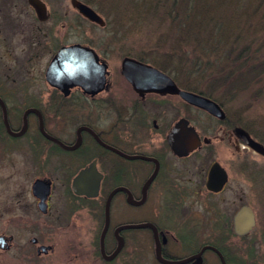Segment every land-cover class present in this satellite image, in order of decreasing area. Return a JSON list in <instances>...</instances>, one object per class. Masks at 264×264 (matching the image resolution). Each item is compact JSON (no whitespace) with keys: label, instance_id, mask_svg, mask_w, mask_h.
I'll return each mask as SVG.
<instances>
[{"label":"flooded vegetation","instance_id":"obj_1","mask_svg":"<svg viewBox=\"0 0 264 264\" xmlns=\"http://www.w3.org/2000/svg\"><path fill=\"white\" fill-rule=\"evenodd\" d=\"M39 1L45 8L44 20L38 19L35 9L28 0H0V21L16 24L28 21L31 23L30 12L33 20L38 23L52 21L48 30L44 27V30L42 28L38 32L23 33L20 37L16 34L0 35V48L9 51L8 54L3 55L5 58L8 57L6 63L1 65L8 71L32 73L37 69L35 61L44 56L43 52L49 53L40 77L44 86L48 88L47 92L41 90L43 86H40L39 80L31 79L29 76L19 81L0 80V117L3 126L1 131L7 137L9 145L15 148L14 141L28 136L32 126L34 140H37V143L26 146H31L32 151L37 150L38 153L43 152L47 147L49 154L46 155V161L53 157L56 164L55 171L58 175L66 176L67 185L64 194L68 196L70 203L65 205L64 210L69 212L71 206L70 213L82 209L93 217H100L99 230L86 243L88 251L85 250V255L76 251L75 261L91 263L98 259L102 264H110L118 257H124L132 244L135 264H211L206 256L207 253L214 257L216 264H222L214 250L206 248L202 251L206 246L216 248L225 264H240L236 256L231 257L225 249L231 246L228 245L231 244L230 240L217 236L216 240L201 241L202 233L197 228L199 225H194L197 229L189 227V209L184 208L183 205L190 195L191 198H196L199 194L194 189L190 192L193 184L188 177L187 160L192 154L208 146L210 139L196 131L201 139V145L189 154L179 156L173 152L167 138L179 120L185 119L191 125L188 117L190 107L209 114L190 105L178 94L136 92L121 73V61L124 58H132L150 65L167 75L179 90L185 89L161 66L133 55L125 54L120 59L119 65L111 68L108 63L109 50L105 51V46L109 45L111 38L105 37V32L77 33L81 26L78 25V20L98 24L82 16L73 7L72 0H65L71 8V14L68 15L65 11L61 16L55 13L50 15L47 9L48 0ZM77 1L90 6L85 0ZM56 4H62V1L58 0ZM67 17H69L68 24L61 23L62 19ZM101 18L104 24L98 26L104 28L105 17L101 16ZM58 23L68 31L57 34L53 28ZM12 39L20 42L13 45ZM71 45L91 49L97 56V64L104 66L103 82L95 92L75 85L65 93L47 83L45 71L51 59L62 47ZM14 53L20 55L15 56ZM3 56L0 58L3 59ZM6 83L10 89L4 91L5 89L2 88H5ZM20 100L27 105L25 107L11 105ZM42 104L54 105L50 115L47 106ZM29 109L33 111L26 113ZM21 110L22 113L19 114ZM109 116L111 119L108 118ZM217 121L224 122V119ZM41 128L51 138L45 136ZM204 138L208 139L207 144L203 141ZM260 144L263 145L261 142ZM242 145L244 149L251 150L245 144ZM40 156L37 154V161ZM46 161L43 160L40 164L44 166ZM209 167L203 177L205 190ZM76 179L79 187L86 190L85 192L77 194L72 190V184ZM36 180L49 181V191L43 200L33 194L32 185ZM226 184L219 192L206 191L212 195L219 194ZM53 186V180L48 177H36L30 186L35 209L44 216L52 211ZM117 188L120 190L116 191L108 202V227L105 232V206L109 195ZM115 212L119 215V222L113 224L111 215ZM128 216L130 218L126 219ZM225 220L229 221V237L236 236L233 232L232 217L230 220L218 218L219 227ZM144 223L152 227L130 228L116 232V229L123 225ZM22 228L20 231L26 232L29 244L26 245L24 242L23 246H19L18 256L24 258L23 253L26 250L30 256L34 255L33 260H38L53 252V246L46 244L43 239L44 223L37 226L24 225ZM0 236L3 237L0 244L3 246L2 251L7 252L14 248L16 243L14 234L1 233ZM131 236L133 240L128 239ZM119 238L122 240L119 251L107 260L106 258L110 257L117 248ZM42 247L48 249L43 251Z\"/></svg>","mask_w":264,"mask_h":264},{"label":"rangeland","instance_id":"obj_2","mask_svg":"<svg viewBox=\"0 0 264 264\" xmlns=\"http://www.w3.org/2000/svg\"><path fill=\"white\" fill-rule=\"evenodd\" d=\"M48 1L49 6L47 9L50 15L55 13L61 16L65 11L68 12V15L71 14V8L65 0H61L62 4H56L58 0ZM85 1L101 16L105 17V27L102 28L98 25L78 20V25L80 24L81 26L78 28L77 33L93 32L96 34L105 32V37L111 38L109 45L105 46V51L109 50L108 63L111 68H114L115 65L118 66L120 59L125 54L148 60V62L153 61L172 74L179 85L185 89L184 91H190L209 98L198 93V89L204 90L205 82L197 81L192 76H188L187 68L180 67L183 62L179 48L177 50L180 56L178 53L175 55L179 59L178 62L176 61L178 65L175 64V60L171 56V54L174 55L172 41L174 44L177 39L179 43L181 40L179 36L181 35L170 29L173 21L163 17L165 13L162 6L155 8L152 18L143 20L141 16L139 18L136 17L137 12L133 10L134 8L132 9L131 3L125 4L122 0H117V2L112 4L108 0ZM134 1L138 2V0ZM263 11L264 6L253 17L250 25L248 22L242 30L246 35L249 34V40H254L253 38H255L254 42L258 47H264ZM154 16L161 20L160 25L159 21L153 19ZM30 17L31 23L28 21L23 24H16L0 21V35L8 34L11 36L10 34H16L20 37L23 33L30 34L41 31L42 28L44 30V27H46V30L51 27V20L46 23H38L33 20L31 12ZM68 19L69 17L62 19L61 23L67 25ZM257 29L256 37H251V32ZM53 30L57 34H63L68 31L59 23L54 26ZM119 38H122V40H119ZM19 42L20 40L12 39L13 45ZM252 47L255 48V46ZM8 53V50L0 48V56ZM43 54L42 58L35 61L37 69L32 73L6 70L1 64L6 63L8 57L5 58L3 56V59L0 58V80L19 81L29 76L31 79L39 80L40 86H43L41 90L47 92L48 88L44 86L40 77L41 73H43L44 65L48 61L49 53L43 52ZM13 55L18 56L20 54L14 53ZM173 65L175 66L174 71ZM216 65L219 64L217 63ZM7 86L6 83L5 88H2V90L10 89ZM189 87H196L197 91H192ZM219 91H223L224 94L229 96L224 86H221ZM245 93L244 95L246 96L241 94L239 98H234V100L230 101L228 112L220 106L225 113L224 122H219L215 117L190 107L188 117L191 125L201 135L210 139V144L192 154L187 160L188 177L193 184L190 192L194 189L199 194L196 198H191L190 195L183 202V205H185L184 208L189 209V227L193 229V227L195 228L194 225H199L197 228L202 233L201 241L221 236L224 240H230L231 244L228 243V245L231 246L225 249L231 257L236 256L237 262H240V264H245L246 262L248 264H264V157L251 150L244 149L242 142L235 138L236 136L233 133L235 127L245 130L235 122V119H238L237 112L245 113L243 122L249 123L250 126L251 123L260 124L258 127L261 128V123L264 121V92L263 95L258 96L255 95V92ZM11 105L25 107L27 103L20 100L18 103ZM42 106H47L48 115L52 113L54 105L42 104ZM243 107H246V109L244 110ZM22 110L19 114L22 113ZM108 118L111 119V116ZM258 127L256 125L258 130L255 135L257 138L251 136L247 130L245 131L253 139L259 141L258 138H261L264 141V127L261 129ZM2 128L0 117V234H14L16 243L15 245L13 243L14 248L10 251L6 252L0 249V264H102L98 259L93 260L91 263H79L74 259L76 251L85 255V250H87L86 243L90 241V237L94 236L101 226L100 217H93L89 212L82 209H79L76 213H70L71 206L69 212L64 210L65 205L70 203L68 196L64 194L67 185L66 176L58 175L55 171L54 167L56 164L53 157L48 158L46 161V155L49 154L47 147H45L43 152L38 153L36 152L37 150L33 152L31 146H26L37 143V140H34L32 126L29 129L28 136L14 141L15 148L9 145L7 137L1 131ZM261 143L264 145L263 142ZM37 154L41 155L38 161ZM44 155L45 158H43ZM43 160L46 161L44 166L40 164ZM214 161L218 162L228 174V181L224 190L216 195L208 194L203 187L204 172ZM36 177H48L53 180L52 211L46 216L35 209L34 199L30 193L31 183ZM241 205H247L253 210L256 222L255 227L247 236L242 237L243 239L234 235V237H229L230 230L224 229L223 223L219 227L217 220L218 218L230 220L233 213ZM129 218L130 216L126 219ZM111 220L113 224L119 222L117 212L111 215ZM226 222L227 224L229 223L228 220ZM40 223H44L43 239L46 244L53 246V252L38 259L40 261L38 263V260H33L34 255L30 256L26 250L23 253L24 256L22 255L24 258L18 256L17 252L19 251V246H23L24 242L26 245L29 244L26 232L20 231L23 229L22 227L24 225L37 226ZM227 228H230L229 224ZM131 234L134 235V233ZM128 239L133 240V237L131 236ZM131 246L133 245L131 244ZM131 246H129L128 252L124 254V257H118L110 264H135ZM249 252H251L250 258ZM206 256L211 264H216L214 257L210 253H207Z\"/></svg>","mask_w":264,"mask_h":264},{"label":"trees","instance_id":"obj_3","mask_svg":"<svg viewBox=\"0 0 264 264\" xmlns=\"http://www.w3.org/2000/svg\"><path fill=\"white\" fill-rule=\"evenodd\" d=\"M122 1L125 4L131 3L130 6L137 12L136 17L141 16L143 20L152 18L155 8L162 6L165 13L163 17L173 21L170 29L181 35L179 43L177 39L174 44L172 41L174 55L171 56L175 64L178 65L179 59L175 55L176 53L179 55L177 50L179 48L183 62L180 67L187 68L188 76L205 82L204 90L198 89V93L217 102L226 112L230 109V101L239 98L241 94H246L245 92H255L257 96L263 95L264 47L255 45V38L249 40V34L246 35L242 30L248 22L250 25L253 17L264 6V0ZM108 2L112 4L117 0H108ZM153 19L159 21L160 25L161 20L158 17L154 16ZM253 32L251 37H256L258 29ZM151 62L158 65L156 62ZM217 63L219 65H216ZM174 69L173 65V71ZM221 86L225 87L229 96L219 91ZM189 89L197 91L196 87ZM243 109L245 110L246 107ZM237 113L238 119H235V122L257 138L256 125L258 127L260 124L251 123L250 126L249 123L243 122L245 113ZM262 127L264 121L261 123ZM258 140L264 143L261 138ZM227 227L225 220L223 228L229 231L230 228ZM250 254L251 252L249 258Z\"/></svg>","mask_w":264,"mask_h":264},{"label":"water","instance_id":"obj_4","mask_svg":"<svg viewBox=\"0 0 264 264\" xmlns=\"http://www.w3.org/2000/svg\"><path fill=\"white\" fill-rule=\"evenodd\" d=\"M28 2L35 9L38 19L44 20L46 18L44 5L39 0H28ZM71 3L73 7L89 21H92L100 26L104 24L101 16L90 6H87L77 0H72ZM121 73L136 92L178 94L190 105L207 112L216 119L223 120L225 118L224 111L215 101L197 93L179 90L167 75L148 64L132 58H124L121 61ZM103 75L104 66L97 64L96 54L91 49L80 45L62 47L51 59L45 71V79L47 83L65 93L70 87L75 85H80L84 90L95 92L101 87L104 78ZM3 111H5L4 107ZM30 111H33V109L27 110L26 113ZM41 131L45 136H47L46 133L43 132L42 128ZM233 133L248 148L264 157V146L254 140L245 130L240 127H235L233 129ZM47 137L51 138L50 136ZM167 138L171 149L179 156L187 155L201 145V139L199 138L196 129L185 119H181L175 123ZM203 141L206 144L208 143V139L206 138H204ZM227 179L228 176L226 170L218 162L214 161L208 169L205 188L210 192H219L223 189ZM72 190L77 192V194L86 191L79 187L77 179L72 184ZM118 190L120 189L117 188L111 192L105 206V232L108 227V202L111 196ZM32 191L35 196H39L41 200H43L49 191V181L36 180L32 185ZM255 224L254 212L247 205L239 206L232 216L233 232L238 237L247 236L253 230ZM147 226L152 227L146 223L141 225L128 224L118 227L116 232L123 229H133ZM2 241L3 237L0 236V244H2ZM121 243L122 240L119 238L117 248L110 257L106 258L107 260L114 257V255L119 251ZM206 248L214 250L219 256L221 263L225 264L221 253L216 248L206 246L202 248V251ZM0 249H3L2 245H0ZM42 249L43 251H46L48 247H42Z\"/></svg>","mask_w":264,"mask_h":264}]
</instances>
